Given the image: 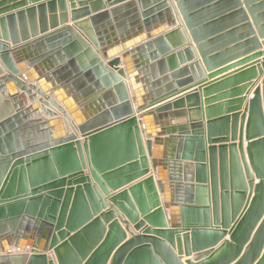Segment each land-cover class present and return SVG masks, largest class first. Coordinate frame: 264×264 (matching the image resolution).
<instances>
[{
  "label": "water",
  "instance_id": "1",
  "mask_svg": "<svg viewBox=\"0 0 264 264\" xmlns=\"http://www.w3.org/2000/svg\"><path fill=\"white\" fill-rule=\"evenodd\" d=\"M261 48L264 0H0V264H264V58L157 106Z\"/></svg>",
  "mask_w": 264,
  "mask_h": 264
},
{
  "label": "crops",
  "instance_id": "2",
  "mask_svg": "<svg viewBox=\"0 0 264 264\" xmlns=\"http://www.w3.org/2000/svg\"><path fill=\"white\" fill-rule=\"evenodd\" d=\"M130 1H134V0H130ZM136 1V0H135ZM44 2V1H43ZM42 3V2H41ZM66 7H67V25H69V26H73V23H71V21H70V9H69V3L66 1ZM172 7V6H171ZM57 9H58V7H57ZM56 9V11L57 12H59L58 10ZM55 16H56V19H57V21H59V13H56L55 14ZM54 17V16H53ZM176 18V17H175ZM49 20V18H45V20ZM48 23H49V21H48ZM164 24V25H163ZM37 25V24H36ZM66 25V24H65ZM165 26V21H163V22H158V23H156L155 25H153V28H156V27H161V26ZM38 26V25H37ZM37 28H39V27H37ZM260 52L261 53H263L264 54V48H261V50H260ZM251 55H253V54H251ZM247 57H249V56H247ZM264 58V56H262L261 58H258V59H256V60H254L253 62H250V63H248V64H244L243 66H238V67H235V68H232V67H234L233 65H236L237 63H240V61H242L244 58H240V59H238V60H235V61H233V62H230L229 64H227L226 66H223L222 68H219L218 70H216L215 72H212L211 74H209V73H206V72H204V78L202 79V80H200V81H192V83L191 84H189L188 86H186V87H184V88H182L181 90H179L178 92H180V94H177L176 96H174L173 98H170V99H168V100H166V101H164V102H162L161 104H159V105H157V106H160V105H162V104H166V103H168V102H171V101H173V100H175V99H177V98H179V97H182V96H184V95H186V94H188V93H191V92H193V91H195V90H197V89H204L205 87H208L210 84H213V83H216L217 81H219V80H221V79H223V78H226V77H229V76H231L232 74H234V73H236V72H238V71H240V70H242V69H245V68H247V67H249L250 65H252V64H255V63H257V62H260L262 59ZM198 60V59H197ZM199 61V60H198ZM123 68V67H122ZM229 69V70H227V71H225V72H222V73H219L220 71H222V69ZM230 68H232V69H230ZM217 73H219L218 75H216L214 78H212V79H209V75H215V74H217ZM258 80H259V77L257 78V80L255 79V80H253V81H251L250 83H256L255 85H259V82H258ZM126 83H127V85L129 84L128 83V81H125ZM130 91V90H129ZM182 92V93H181ZM130 95H131V92H130ZM216 95H219V94H216ZM215 95V96H216ZM251 95H252V90L250 91H247L246 92V94H245V97H246V102L251 98ZM215 96H209V98H213V97H215ZM202 98H204V97H202ZM246 102H245V104H244V106L243 107H245V105H246ZM157 106H155V107H157ZM136 107H135V105L133 104V109H135ZM70 126V125H69ZM245 144L246 143H244V147H245ZM164 150V149H163ZM165 151V150H164ZM153 176V178H154V180H156L157 179V176L155 175V174H153V172H151V170H150V173L148 174V176ZM125 189V188H124ZM159 198H160V202H161V205L163 204V200H162V196L161 195H159ZM129 229H130V231L131 232H133V233H136V231L133 229V226L132 225H130V227H129ZM127 237H129V235L127 234ZM228 239V236L225 238V240H227ZM49 254H50V256L55 260V258L53 257V254H52V252L50 251V252H48ZM188 260H192L193 258H187ZM185 257H181V260L184 262L185 260H187Z\"/></svg>",
  "mask_w": 264,
  "mask_h": 264
},
{
  "label": "bare ground",
  "instance_id": "3",
  "mask_svg": "<svg viewBox=\"0 0 264 264\" xmlns=\"http://www.w3.org/2000/svg\"><path fill=\"white\" fill-rule=\"evenodd\" d=\"M71 125H73V124H71ZM69 128H71V129H69V131H71V130H72V128H74V127H70V126H69ZM67 129H68V128H67Z\"/></svg>",
  "mask_w": 264,
  "mask_h": 264
}]
</instances>
